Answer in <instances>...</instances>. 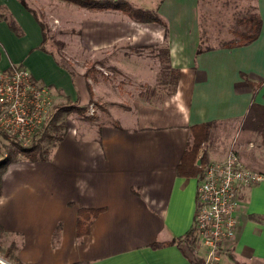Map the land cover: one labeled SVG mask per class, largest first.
<instances>
[{"label":"crops","instance_id":"1","mask_svg":"<svg viewBox=\"0 0 264 264\" xmlns=\"http://www.w3.org/2000/svg\"><path fill=\"white\" fill-rule=\"evenodd\" d=\"M128 2L136 7L151 2L140 8L155 11L167 26L94 18L82 44L111 49L105 64L119 70L114 74L68 67L46 45L43 21L28 0V8L19 0H0V69L22 64L51 88L56 102L51 122L57 112L62 122L67 114L57 104L85 111L108 103L107 121L76 120L57 138L54 127L47 159L17 152L0 173V250L7 260L0 258V264H197L204 257L190 235L198 175L183 176L177 168L193 125L211 123L196 164L203 152L207 161L223 159L242 127L255 132L241 125L253 103L264 106V0L252 3V12L262 18L258 38L235 47L203 44L202 0ZM159 46L168 50L166 78L160 57L143 51ZM160 75L164 83L158 85ZM156 85L170 86L156 95ZM2 150L0 161L7 157ZM82 208L100 211L89 232L78 236ZM238 217L233 246L218 264H264V181L243 190Z\"/></svg>","mask_w":264,"mask_h":264},{"label":"rangeland","instance_id":"2","mask_svg":"<svg viewBox=\"0 0 264 264\" xmlns=\"http://www.w3.org/2000/svg\"><path fill=\"white\" fill-rule=\"evenodd\" d=\"M133 1L138 2L139 0ZM28 2L35 8L39 17L45 24L46 45L51 46L52 49L56 53H58L62 61L68 67L74 69L75 71L81 70L89 72L96 70L103 73H107V71H112L114 72V74L118 73L119 70H117L115 67L111 65L106 66L105 64V59L108 58V56L110 58L111 49L102 48L94 50L86 48L82 44V37L84 36V28L88 26L89 23H93L92 20L94 18H96L97 21L104 22L106 18L110 17L112 18L113 23L121 24L128 20V22L131 24L133 21H131V18H129L126 14H123L120 11L117 12L113 10H107V13L99 11L98 13L94 14L87 11L86 9H83L82 7H79L78 5L60 0H28ZM148 3L149 4H140L139 7L142 5V7L146 8L152 4L151 2ZM252 3L253 0H202L198 20L201 28L203 44L204 40L205 42L207 41L208 44L221 45L222 43L236 39V37L232 34V30L238 28L236 24L238 18L252 13ZM160 46L158 48H146L143 51L145 52L146 57L148 56L156 58L157 55L160 57V60L162 62V65L160 66L162 70H160V72L162 71L163 77L166 78L165 75L168 70L165 69V66L167 64L163 52L164 48ZM202 47L203 46H201V48ZM138 50L139 49L132 48V51L134 53H138ZM115 55L118 57L120 56L118 54ZM140 55L143 56L144 54ZM96 62L100 63L96 64ZM159 79L160 82L158 83V85L164 83V80L161 81L162 75H160ZM129 84L135 86V84L130 81ZM158 85H156L155 87L158 91L155 93L156 95L164 94V92H167L170 86L167 85L168 89L163 90V87ZM133 88V92H136V89H138L137 86ZM150 91H152V88H148V90L146 92H143V94L147 95ZM93 104H97L98 109L92 105L89 107L87 106V109L83 111L82 107L78 108L77 105H72L71 103H63L62 105L57 104L59 109L60 107H63V110L66 109L67 114L64 115L65 118L62 122L61 114L58 112L56 113L55 118L51 122L50 126L38 140L41 148L50 151L52 143L55 142L56 138L64 133L65 128L67 129L68 127H70L76 120L91 124L96 122H104V120L107 121L106 113L108 103L96 102ZM78 111H81L82 113H79ZM64 122L66 125L63 124ZM243 123L244 124H242L241 126H245L247 124L245 123V121ZM54 127L58 128V130H56L55 132L56 138L55 140L48 141V134H50L51 130H54ZM61 128H63L64 130ZM242 129L243 133L241 132L242 134L237 139L239 143L242 142V145L237 144V141H233L231 145L228 146L226 154L229 151L234 150L244 159V161L250 168L264 173V142L262 140L260 132L258 128L255 129V132L245 130V128L243 127ZM51 134H53V131L51 132ZM0 137V144L2 146V148L0 147V149H3V153L7 152L6 158H10V160L15 159L21 145L15 140V138L8 136L1 131ZM51 138H54V136H52ZM206 142L203 143L202 148L205 146L204 144ZM207 147L208 146H206V148ZM204 150L206 151V149ZM192 238L193 237L191 236V240ZM3 244L4 241L0 240V245ZM195 249L197 250V248ZM3 255V252L0 250V258L5 260L6 255L4 257ZM201 261L202 260L200 259L197 264H201Z\"/></svg>","mask_w":264,"mask_h":264},{"label":"built area","instance_id":"3","mask_svg":"<svg viewBox=\"0 0 264 264\" xmlns=\"http://www.w3.org/2000/svg\"><path fill=\"white\" fill-rule=\"evenodd\" d=\"M56 107L50 87L39 83L22 64L0 69V131L22 146L38 141ZM197 203L192 241L203 249L201 264H218L239 230L243 190L264 181V173L250 168L234 150L221 160L198 164Z\"/></svg>","mask_w":264,"mask_h":264},{"label":"trees","instance_id":"4","mask_svg":"<svg viewBox=\"0 0 264 264\" xmlns=\"http://www.w3.org/2000/svg\"><path fill=\"white\" fill-rule=\"evenodd\" d=\"M25 7L28 8L26 0H19ZM68 3L78 5L79 7L103 11V10H114L120 11L128 15L133 21L140 23H157L167 26L166 22L160 17L155 11L146 10L140 7H136L126 0H61ZM237 29L232 30V34L236 39L225 42L223 45L229 47L243 46L253 42L258 38L262 26V18L258 13L252 12L248 15L242 16L236 21ZM42 29L44 35V41H46V27L42 22ZM201 48L198 49V52ZM165 55L168 56V50H164ZM168 62V58H166ZM166 67L170 69V65L167 64ZM176 72V70H171ZM260 84H258L259 86ZM84 109V108H83ZM82 109V110H83ZM245 123L250 124L254 129L258 128L262 140L264 142V106L253 103L250 110L245 118ZM211 123H201L196 124L191 127L192 141L188 145L187 150L184 152L182 159L178 165V174L183 176H196L202 171V168L196 164L197 157L202 149V145L206 142L210 135ZM18 153L23 157L30 160H45L49 156V151L42 149L38 141L33 142L28 147H21ZM10 158H5L0 161V170L2 173L7 164L10 162ZM207 162L206 153L203 152L201 157V163ZM100 210L98 209H86L82 208L78 213V223H77V234L82 236L89 232V225L92 217L96 216ZM1 230V228H0ZM192 235V232L190 233ZM155 247L160 246V244H155Z\"/></svg>","mask_w":264,"mask_h":264},{"label":"water","instance_id":"5","mask_svg":"<svg viewBox=\"0 0 264 264\" xmlns=\"http://www.w3.org/2000/svg\"><path fill=\"white\" fill-rule=\"evenodd\" d=\"M3 260V259H2Z\"/></svg>","mask_w":264,"mask_h":264}]
</instances>
